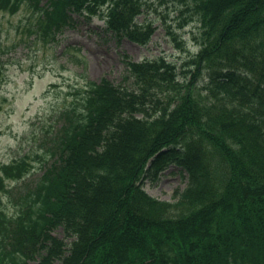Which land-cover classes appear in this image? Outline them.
<instances>
[{
    "label": "trees",
    "instance_id": "16d2710c",
    "mask_svg": "<svg viewBox=\"0 0 264 264\" xmlns=\"http://www.w3.org/2000/svg\"><path fill=\"white\" fill-rule=\"evenodd\" d=\"M148 1L0 0V17L30 12L46 47L95 17L119 47L147 46ZM158 1L192 13L197 53L181 68L122 53L118 85L75 87L36 147L0 166V264H264V0ZM172 165L186 187L151 197L145 181Z\"/></svg>",
    "mask_w": 264,
    "mask_h": 264
},
{
    "label": "rangeland",
    "instance_id": "374dc122",
    "mask_svg": "<svg viewBox=\"0 0 264 264\" xmlns=\"http://www.w3.org/2000/svg\"><path fill=\"white\" fill-rule=\"evenodd\" d=\"M178 14L172 2L161 5L158 0H149L145 15L139 20L149 17L154 23L156 32L150 44L139 46L123 40L120 47L116 39L106 35L104 20L99 17L91 22L78 19L74 29L59 37L58 44L48 47L34 42L41 40L27 31L35 25L30 12L24 11L12 19L0 17L8 31L7 39L0 41V166L36 147V134L73 101L75 87L87 79L97 82L102 78L118 85L125 71L121 52L136 62L164 56L181 68L183 60L198 51L194 39L198 31L190 20L192 13L184 14L182 18L188 20V25L179 29L183 19H178ZM165 25L179 30L178 44L166 33ZM1 34L0 29V37ZM183 176L171 166L155 183L146 181L144 189L152 197L172 201L174 191L186 187ZM5 201L13 213L8 196ZM58 236L62 237V232Z\"/></svg>",
    "mask_w": 264,
    "mask_h": 264
}]
</instances>
